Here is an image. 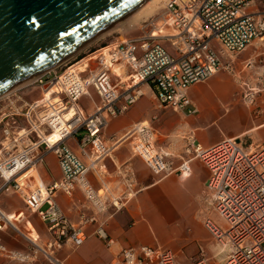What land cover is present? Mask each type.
Segmentation results:
<instances>
[{"label":"built area","instance_id":"1","mask_svg":"<svg viewBox=\"0 0 264 264\" xmlns=\"http://www.w3.org/2000/svg\"><path fill=\"white\" fill-rule=\"evenodd\" d=\"M250 4L251 0H170L159 15L139 27L137 35L115 39L102 49L96 55V67L87 75L70 68L52 76L44 74L35 83L49 91L48 96L26 100L15 91L0 99L1 188L16 193L53 235L46 248L33 245L26 252L9 249L0 240V259L33 264L38 253L50 257L49 251L66 243L79 246L85 238L82 225L96 222L110 207L118 211L124 206L121 198L107 199L86 175L107 152L102 131L108 120L125 113L144 94L142 84L153 88L160 107L192 114L196 110L190 108L189 87L225 70L237 79L242 101L254 107L256 96L264 90V59L246 62V78L233 65V57L256 40L264 56V14L249 10ZM113 66L124 69L118 80L113 78ZM90 87L98 101L85 113L79 100ZM127 135L134 154L159 178L174 173L187 176L190 159H199L209 171L207 202L224 223L204 220L211 237L227 249L219 264H264V145L245 149L237 139L228 138L203 147L189 136L186 148L192 156L175 165L149 124L137 122ZM71 138L77 140L89 164L68 145ZM50 153L58 161L61 176L45 185L32 173ZM76 187L94 209L81 213L77 225L55 201L56 194L71 196ZM4 226L1 218L0 229ZM96 233L106 245L111 244L102 227ZM115 264L178 262L164 246L138 245L121 249ZM190 264L209 261L201 252Z\"/></svg>","mask_w":264,"mask_h":264},{"label":"crops","instance_id":"2","mask_svg":"<svg viewBox=\"0 0 264 264\" xmlns=\"http://www.w3.org/2000/svg\"><path fill=\"white\" fill-rule=\"evenodd\" d=\"M262 50L261 42L256 40L233 57L240 75L248 73L246 62L259 59ZM113 70L114 80H118V73H124L121 67ZM142 89L144 94L125 113L108 120L102 131L107 152L93 163L86 175L95 189L105 192L107 199L121 198L124 206L118 211L110 207L97 216L96 222L82 225L85 238L81 245L66 243L49 251L50 257L38 253L33 264H115L121 249L138 245L164 246L175 253L178 264L192 263L201 257V252L209 264H219L224 259L226 247L211 237L204 226V220L211 219L212 212L207 202L205 185L209 171L205 165L191 158L188 176L174 173L159 178L134 154L132 138L127 132L137 122L149 124L156 141L172 154L175 165L192 156L186 148L189 136L195 137L203 147L228 138L237 139L245 149L264 145V93L257 98L256 106L247 105L239 96L237 79L220 70L206 81L189 87L190 108L196 111L185 114L160 107L150 85L142 84ZM88 91L84 96L89 97L92 106L84 105V99L79 100L85 113H90L97 102ZM33 99L32 96L26 100ZM67 142L85 163H90L89 158L80 154L76 139ZM32 174L45 185L58 179L61 170L55 155L50 153ZM1 185L0 178V220L5 222L0 229L1 242L20 252L29 251L33 245L46 248L53 240L47 225L24 206L16 193ZM55 201L65 217L76 225L81 213L90 214L94 210L79 187L71 196L56 194ZM100 227L112 240L111 244L106 245L97 235ZM0 264H4L2 259Z\"/></svg>","mask_w":264,"mask_h":264},{"label":"water","instance_id":"3","mask_svg":"<svg viewBox=\"0 0 264 264\" xmlns=\"http://www.w3.org/2000/svg\"><path fill=\"white\" fill-rule=\"evenodd\" d=\"M138 0H0V93L44 72Z\"/></svg>","mask_w":264,"mask_h":264},{"label":"rangeland","instance_id":"4","mask_svg":"<svg viewBox=\"0 0 264 264\" xmlns=\"http://www.w3.org/2000/svg\"><path fill=\"white\" fill-rule=\"evenodd\" d=\"M167 1H169V0H167ZM180 1L184 2V0H180ZM146 3H147V0H144L139 5H137L135 8L131 9L130 11H127L126 14H123L122 17H119L118 20H116L111 25L110 28H113V29H114V27H116V28L114 29V31H112L113 30L112 29L111 32L109 33V35L107 34V35L103 36L102 38H99L97 40L92 41L88 45H84L73 56H70L69 58L65 59L64 62L61 61L59 64H57V66L52 68V70H49L51 72L50 76H52L54 73L60 74L61 72H63L64 70H66L68 68H70L71 71H73V72L83 73L84 71H86L82 75L83 76L87 75L88 71L90 69H94L96 67V55H98L102 49H106V47H108L115 39L124 38V37H128V36H135L140 32L139 27L144 22L143 23H141L142 21L134 22V20L136 19V17L140 16V14L143 12V10L146 7ZM163 8H164V6L159 8L157 10V12L154 13L153 15L149 16L147 18V20H149L152 17H156L157 15H159L162 12ZM249 10L264 14V0H251ZM165 32H168V30H165ZM260 58L264 59V56L262 55ZM247 75H248V73H246V74L242 73L241 74V76L243 78H246ZM239 88H240V86H239ZM89 90H90V93H91L93 100L98 101V96L96 95L95 91L91 87L89 88ZM16 92L19 93L24 99H28L32 96L35 97V99H36L39 96H42V95L48 96V94H49V91L47 92L45 90L39 89V87L37 86V83H33L30 85L18 88V90L16 89ZM262 93H264V90L261 91L260 93H258V95L256 96L255 104L252 106L257 105V98ZM82 99H84L83 100L84 105L92 106V101L89 100L88 96H83V97H81V100ZM36 178L37 177H35V179ZM211 210H212L211 216H210L211 219L215 223H218V224H221V226H224L223 221L218 216V214L214 211V209L211 208ZM194 230H195L194 232L196 234V226H194ZM3 262H4V264H9V263H13L14 261L3 260Z\"/></svg>","mask_w":264,"mask_h":264},{"label":"bare ground","instance_id":"5","mask_svg":"<svg viewBox=\"0 0 264 264\" xmlns=\"http://www.w3.org/2000/svg\"><path fill=\"white\" fill-rule=\"evenodd\" d=\"M144 0H138L136 3L130 5L129 7H127L121 14L118 15V17L111 22V24H109L103 31L99 32L98 34L94 35L93 37H91V39H89L85 44H83L82 46L77 47L76 49L70 51L69 53H67L65 56H63V58H61V60L57 61V63H55L53 66L49 67L47 70H45L44 72H41L39 74L36 75H32L29 76L27 78H23V79H17L16 82L13 83V85L7 89L6 91L0 93V98L4 97L5 95H7V93L13 92L14 90L21 88L23 86H27L30 84L35 83V80L37 78H39L41 75H44L46 73L49 72V70H52V68H54L55 66H57V64H59L61 61L64 62L65 59L69 58L70 56H73L77 51H79L84 45H88L89 43H91L94 40H97L99 38H102L105 35H109V33L111 32V30L113 28H110L111 25L118 20L119 17H122L123 14H126L127 11H130L131 9L135 8L137 5H139L141 2H143ZM167 0H147L146 3V7L143 10V12L140 14V16L136 17V19L134 20V22H139L142 21L141 23L145 22L147 20V18L151 15H153L154 13L157 12V10L163 6L166 5ZM166 2V3H165ZM121 27V26H120ZM116 27H114L115 29ZM114 29L112 31H114ZM140 31V30H139ZM164 31V30H163ZM170 31L168 30L167 33H169ZM106 50V49H105ZM114 68H118V66H113ZM89 92V91H88ZM188 176V175H187ZM4 219V218H3Z\"/></svg>","mask_w":264,"mask_h":264},{"label":"trees","instance_id":"6","mask_svg":"<svg viewBox=\"0 0 264 264\" xmlns=\"http://www.w3.org/2000/svg\"><path fill=\"white\" fill-rule=\"evenodd\" d=\"M81 59H82V58H81ZM81 59H80V60H81Z\"/></svg>","mask_w":264,"mask_h":264}]
</instances>
